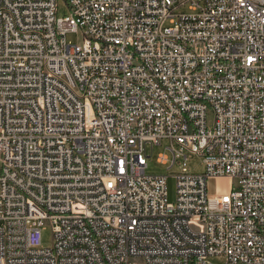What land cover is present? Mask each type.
Here are the masks:
<instances>
[{"label": "built area", "instance_id": "obj_1", "mask_svg": "<svg viewBox=\"0 0 264 264\" xmlns=\"http://www.w3.org/2000/svg\"><path fill=\"white\" fill-rule=\"evenodd\" d=\"M65 1L0 0V264H264V0Z\"/></svg>", "mask_w": 264, "mask_h": 264}, {"label": "rangeland", "instance_id": "obj_2", "mask_svg": "<svg viewBox=\"0 0 264 264\" xmlns=\"http://www.w3.org/2000/svg\"><path fill=\"white\" fill-rule=\"evenodd\" d=\"M189 3L181 6L179 11L184 12H192L189 7ZM70 13V9L65 0H59V11L58 14L63 16ZM67 40L78 43L83 41V35L81 31H70L67 33ZM172 145L170 139H163L160 144L157 145H147V152L150 155L148 159V165L146 168L147 173L149 174H165L169 175L167 179V188L169 192L170 201H174L176 199V177L175 175L181 169V164L186 162L187 168H189L192 172H203L205 170L203 157L197 154H189L187 160L184 157H180L176 160L175 164L171 166L173 160L172 151L169 147ZM167 156L166 161H162V156ZM216 183L215 179H212L209 183V190L213 191V185ZM221 188H226V183L224 180L219 181ZM53 241V231L50 224H46L42 230V245L50 246ZM212 261L215 264H222L223 258L219 256L211 257Z\"/></svg>", "mask_w": 264, "mask_h": 264}, {"label": "bare ground", "instance_id": "obj_3", "mask_svg": "<svg viewBox=\"0 0 264 264\" xmlns=\"http://www.w3.org/2000/svg\"><path fill=\"white\" fill-rule=\"evenodd\" d=\"M218 180H219V181H220V180H224V182L226 183V188H225V189L228 188V181H229V179H228L227 177H219ZM215 181H216V180H215Z\"/></svg>", "mask_w": 264, "mask_h": 264}]
</instances>
